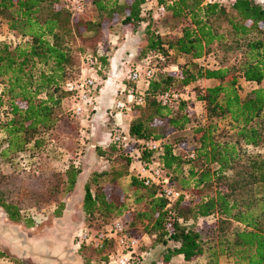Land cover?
Here are the masks:
<instances>
[{
    "label": "trees",
    "instance_id": "1",
    "mask_svg": "<svg viewBox=\"0 0 264 264\" xmlns=\"http://www.w3.org/2000/svg\"><path fill=\"white\" fill-rule=\"evenodd\" d=\"M205 1L159 0L152 18L159 20L169 14L171 20L180 22L177 34L169 35L150 31L151 24L142 16L146 0H95L99 20L83 18L84 12L75 15L70 10L71 1L0 0V25L5 23L17 38L16 43L0 44V110L5 109L0 117V156L11 159L27 150L42 151L47 143L44 135L56 130L58 134L67 113L81 125L82 118L72 112L74 95L65 85L79 78L89 59L93 60L91 75L99 83L101 72L109 65V58L99 54L98 48L104 36L103 24L118 17L120 24L132 31L144 25L147 37L139 52L140 62L160 61L158 56L166 61L171 53L191 61L179 66L178 72L157 75L156 70L151 79L137 84L124 79L132 84L125 86L144 101L141 106L128 103L127 94H123L121 100L129 113L134 109L139 112L126 124V133L141 150L142 161L158 163L170 182L178 181V189L190 199L170 205L157 195L156 188L144 187L139 178L129 174V153L111 143L125 155V167L87 175L82 198L86 222L105 225L124 215L127 197L115 184L118 178L130 175L133 202L143 204L127 229L140 241L138 255L146 253L143 238L131 235L130 229L150 235L152 247L173 242V247L165 249L162 264H169L178 255L186 263L206 256L207 264H219V257H226L229 264H264V152L249 154L244 150L264 147V0ZM159 7L165 10L163 16L158 15ZM222 23L228 28L231 44L242 50V59L228 67L202 66L199 60L210 47L226 39ZM201 80L217 83L197 95L205 109V121L192 127L194 147L184 156L177 152L181 139L166 142L164 137L168 129L182 132L191 123L188 98L174 91L180 94L179 99L163 106L159 97L176 84L187 87ZM241 80L254 88L243 94ZM122 113L128 111L123 109ZM220 121L228 124L225 140L218 138ZM80 125L79 137L85 138ZM64 134L65 142L74 145L75 134ZM150 139L161 142V152L142 150L138 141ZM24 174L12 179L0 176V209L10 222L32 228L34 220L28 210L39 209V201L31 190L39 185L42 195H52L46 203L57 205L54 216L59 217L65 199L79 184L81 170L71 163L62 172ZM10 181L14 182L11 188ZM24 200H29L25 201L28 204L24 205ZM209 217L216 221L206 229L194 226L198 219ZM83 249L94 254L93 259L84 257L86 264H108L114 255L112 244L100 250L81 245L79 251ZM142 262L137 258L135 264Z\"/></svg>",
    "mask_w": 264,
    "mask_h": 264
},
{
    "label": "rangeland",
    "instance_id": "2",
    "mask_svg": "<svg viewBox=\"0 0 264 264\" xmlns=\"http://www.w3.org/2000/svg\"><path fill=\"white\" fill-rule=\"evenodd\" d=\"M63 4L70 2L71 0H61ZM95 0H84L85 2V11L82 15L83 18L88 20H99L101 18V14L97 11L95 4ZM146 6H143V12L142 16L145 20V22H149L151 25L149 27L151 30H157L160 32V34H169V35H175L177 34L176 31L179 28V21L171 20L169 14H167L164 18L155 20L152 18V15H154L155 11V4L159 2V0H146ZM165 2H169L170 0H164ZM120 18L115 17V19L111 22H107L103 24V32L104 36L103 38L98 42V48H99V54H102L106 56V58H109L113 51V47H116L115 49H118V44H121L127 40L128 33H132V28L129 26L123 27L120 24ZM228 28L224 23H222V29L221 32L225 34V41H222L221 43H214L210 49L209 52L202 57L199 60V64H202V66L210 67V68H218V67H228L233 66L235 64H238L242 59V50L239 49L240 47H236L235 44H231V36L227 34ZM146 30L144 25H140L139 27L134 30V33L139 34V40H138V49H137V55L123 71L124 74L129 73L132 69L135 68H143L145 66L144 62H140L139 52L143 49L146 42ZM228 37V38H227ZM17 38L13 33L9 32L7 29V26L5 23H1L0 25V44L4 42H11L16 43ZM133 42L131 41V44ZM133 45V44H132ZM226 46V47H225ZM114 49V51H115ZM130 52V51H129ZM110 53V54H109ZM190 57H185L181 55H175L174 53H171L169 55V58L162 62V61H156L152 60L151 66L155 67L157 71V75L162 73H170V72H178L179 66H182L184 63L190 62ZM82 69V67H81ZM110 71L109 65L106 66V69L101 72L100 79H99V91L100 88L103 85V80L107 78V73ZM81 73V72H80ZM80 75V74H79ZM123 83L127 84L128 86H132L131 83L126 82L125 80H122ZM208 84L203 82H200V84H190L187 87H182L178 84L174 85L171 88V91L180 92L183 94L184 98H188V104H187V113L190 116L191 123L188 125L187 129L182 132H172L169 129L165 132L164 140L167 142H171L176 138L181 139V141L178 143V149L177 152L182 153L184 156H187V154L193 149L194 142L192 141V133L191 129L194 127L197 123H201L205 121V109L200 101H198L197 95L199 92L203 91L205 87H207ZM240 86L242 89V93L246 94L250 90L254 88V86L251 83H247L245 81H240ZM118 93V91H117ZM114 100V104L117 100H120L124 95H111ZM116 97V98H115ZM2 109L0 110V117L1 113H3ZM128 114V113H127ZM139 112L137 109L132 110L128 115L125 117L123 115L118 114V117H120V122H122L123 127L125 125V122L127 120V123L131 122L133 119H136ZM112 119V117H111ZM108 126L110 127V121H108ZM207 123V122H206ZM121 124V125H122ZM79 125L80 122L78 120H75L71 118V116L65 114L62 118V123L59 125L61 128L59 130L60 134H75V144L72 145L70 141L65 142V134L61 135L56 131L53 133L44 135L47 138V143L45 148L42 151L38 152H32L30 150L25 151L22 154L17 155L14 158L11 159H4L0 156V176L7 177L8 179L15 178L17 176L22 175L24 172V175L27 174H35L37 172H42L43 175L49 174L51 171H57L62 172L65 170L73 161L76 162L74 164L76 167H78L81 170V174L79 177L80 187L76 188L74 192L67 198L66 204L64 207V212H62L61 216L55 217L54 211L56 210V206L54 203L51 202V204H48L46 202H49L52 195H42V191L39 185L34 187L31 191L34 192V197L36 200L39 201V209L36 207L29 208L28 214L31 216L34 220V225L32 228H25L24 226H21L19 224H14L10 222L5 213L2 209H0V222H3L5 226H8L9 228H14V230L21 232L25 237H29V240H35L36 242L41 243L40 245H43V249L40 248L38 253H28L29 250H27V255H18L17 247H15L9 244L8 240L4 238L2 234V228L0 229V251L4 254V259H6L9 262H13L14 264H38V262H43L44 258H47V254L49 253L51 256L53 254V250L57 246H61L67 249L68 243L66 238L72 234L71 230H68V228L71 226V222H74L75 225L78 227L75 230H80L83 227H87L89 229L93 230H100L104 226L108 225H100L98 222H86V217L82 212V198L84 195L83 192V186L88 181L87 175H90L94 172H111L113 170H119L124 169L125 163L124 158L125 155L121 152H119L116 148H114L111 144H106L103 147H95L93 148V152L90 156V162L85 161L84 157L86 156V146L88 140L85 138L79 137ZM219 128H220V134L218 136L219 139L225 140L227 137L228 132V124L227 121H220L218 122ZM82 126V125H80ZM65 130V132H64ZM159 132V130H157ZM71 136V135H70ZM2 138V137H1ZM59 139V140H58ZM73 139V138H71ZM84 139V140H83ZM55 140V141H53ZM81 140L84 141L81 142ZM62 142V143H61ZM64 142L67 143L64 147ZM62 144V145H61ZM96 144V143H94ZM91 145V144H90ZM88 144V146H90ZM93 145V144H92ZM5 144L1 146L3 148ZM136 144H132L130 148V152L133 153L136 149ZM264 148V147H263ZM262 147H259L257 149L255 148H246L244 149L249 154H258L264 152V149ZM129 153V152H128ZM70 154V155H69ZM185 170L188 167H184ZM130 174V173H129ZM127 176L120 177L116 180L115 186L119 188L122 193L127 197V204L128 209L125 211L124 215L121 216V220L125 224V226L128 229V224L131 222V218L133 214H135L138 210H140L143 206V204H134L133 202V195L129 188L130 183L127 181L128 179L131 180V178H126ZM129 177V175H128ZM172 183L177 187H179L178 181L174 180ZM14 184L13 181H10V188ZM18 183H16L17 185ZM50 193V192H49ZM24 200L22 202L24 205L28 204ZM73 213L70 214L72 216V221L68 220L65 216L67 213H65V210L72 209ZM68 212V211H66ZM111 221V220H110ZM216 221V218L209 217L204 219H198L194 226L196 228H204L206 229L207 226L213 224ZM57 223H61V227L59 229L52 230V226H57ZM64 223V224H62ZM1 226V225H0ZM2 227V226H1ZM76 228V227H75ZM71 229V228H70ZM76 231V232H77ZM131 235H134L138 238H143V250L147 253L145 259L141 264H162V256L165 252V249L168 247H173L174 244L171 241H168L165 245H157L152 247L153 244V238H151L148 234H140L136 232V230L130 229L129 230ZM55 234L58 235L55 237ZM75 234V233H74ZM74 237V244H75V235ZM208 239H211L212 236L209 234ZM23 241V238H21ZM84 250V249H83ZM78 250V255L81 257L83 262L85 263L84 257H89L90 259L94 258V254L90 252L89 250ZM142 250V251H143ZM82 251V252H81ZM46 252V253H45ZM36 260V261H35ZM219 264H229L226 257H219L218 259ZM86 264V263H85ZM171 264V263H169ZM172 264H184V263H172ZM186 264H207V257L203 256L199 259H197L194 262L186 263Z\"/></svg>",
    "mask_w": 264,
    "mask_h": 264
},
{
    "label": "built area",
    "instance_id": "3",
    "mask_svg": "<svg viewBox=\"0 0 264 264\" xmlns=\"http://www.w3.org/2000/svg\"><path fill=\"white\" fill-rule=\"evenodd\" d=\"M233 0H206V4H228ZM70 10L75 15H80L84 12V0H71ZM158 15L163 16L165 10L163 7L158 8ZM160 61H164L161 56H158ZM93 60L89 59L87 61L88 67L82 70L81 75L76 81L69 82L65 85V90L74 95V102L72 105V112L76 117L84 118L88 116L94 109L97 96L99 93V83L98 80L91 75ZM155 67L151 66L148 62L143 68L132 69L127 73L125 79L131 83L137 84L141 80H149L155 74ZM119 94H127L128 103L134 102L136 105H143V98L138 95H134V90H129L126 86L119 90ZM180 94L169 91L163 93L160 98V104L166 106L171 101H177ZM127 104L120 100L115 102V123L110 131V140L113 145L118 149L129 152V157L131 158L130 163V174L135 176L142 181L144 187H154L157 189V195L162 196L166 199L170 205L175 202L188 201L190 195L180 189L170 182L169 177L166 175L165 171L160 168L158 163H144L142 161L141 150L135 149L133 153L129 150L134 143V141L126 133V124L123 127L122 122H120V117L118 114L123 115V109L126 112L130 111ZM122 124V125H121ZM141 145L142 150H150L152 152L158 153L162 150V145L160 141L157 140H143L138 141ZM193 155L190 154V158ZM75 245L80 248L81 245L91 247L93 249H103L108 244H112L114 248V255L111 257L108 264H135L137 258L145 259L146 253H141L138 255V249L140 246V241L130 236L127 233V227L121 219H117L112 223L104 226L100 230H92L87 227H83L78 230L75 234Z\"/></svg>",
    "mask_w": 264,
    "mask_h": 264
},
{
    "label": "crops",
    "instance_id": "4",
    "mask_svg": "<svg viewBox=\"0 0 264 264\" xmlns=\"http://www.w3.org/2000/svg\"><path fill=\"white\" fill-rule=\"evenodd\" d=\"M127 40L121 44H118V49H115L116 47H113V51L111 53L112 56L109 57V67L110 71L107 73V78L103 80V85L100 88V91L97 96V100L94 106L93 111L84 118L81 119V125L83 126L82 133L85 136V139L88 140L87 146L85 148L86 150V156L84 157V162L89 161L90 156L93 152V148L99 146L103 147L106 144H111L110 140V131L113 126V122L115 123V104L114 100L111 95H119V90L123 89L125 84L122 80L125 79L127 74H124V69L132 63L134 58L137 55V49H138V40H139V34L134 33H128ZM131 41L133 42L131 44ZM115 49V51H114ZM130 51V52H129ZM110 54V53H109ZM201 82L207 83V87L214 86L217 82L215 80H201ZM118 91V93H117ZM116 98V97H115ZM128 99V97H127ZM129 114V112H128ZM127 113L124 114V117L128 115ZM112 117V119H111ZM108 121H110V127L108 126ZM127 124V120L125 122ZM84 140V139H83ZM81 140V142L84 143V141ZM96 143V144H94ZM88 144L90 146H88ZM93 144V145H92ZM70 155V154H69ZM90 162V161H89ZM76 164V162H72ZM127 176L126 178H130ZM130 183V180H127ZM80 187V182L77 185V188ZM68 211V212H66ZM72 209L65 210V213L67 215L65 216L68 218V220L72 221V216H70L71 213H73ZM64 224V223H62ZM0 229L2 228V234L4 238H6L9 242V244L14 246L17 251L19 252L18 255H27L28 253H38L39 249H43V245H40L41 243L36 242L35 240H29V237H25L21 232L14 230V228H9L8 226H5L3 222H0ZM65 225V224H64ZM61 227V223H57V226H52V230L57 231ZM76 227V228H75ZM71 228V229H70ZM78 227L75 225L74 222H71V226L68 228V230L72 231V234L66 238L65 241H67L68 246L67 249L57 246L53 250L54 255L47 254V258L43 259V262H38V264H85L81 257L77 254L78 253V247L74 244V236L76 234L75 229ZM75 233V234H74ZM58 235L55 234V237ZM23 238V241L22 239ZM46 253V252H45ZM184 263L183 257L181 255L172 257L169 263ZM0 264H14L13 262H9L6 259L2 258L0 259Z\"/></svg>",
    "mask_w": 264,
    "mask_h": 264
}]
</instances>
